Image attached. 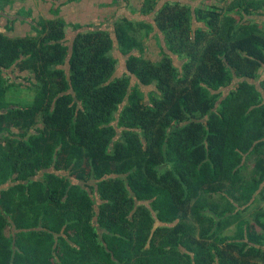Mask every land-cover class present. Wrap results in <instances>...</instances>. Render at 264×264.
I'll list each match as a JSON object with an SVG mask.
<instances>
[{
  "label": "trees",
  "instance_id": "16d2710c",
  "mask_svg": "<svg viewBox=\"0 0 264 264\" xmlns=\"http://www.w3.org/2000/svg\"><path fill=\"white\" fill-rule=\"evenodd\" d=\"M185 2L0 30V264H264V0Z\"/></svg>",
  "mask_w": 264,
  "mask_h": 264
},
{
  "label": "rangeland",
  "instance_id": "374dc122",
  "mask_svg": "<svg viewBox=\"0 0 264 264\" xmlns=\"http://www.w3.org/2000/svg\"><path fill=\"white\" fill-rule=\"evenodd\" d=\"M60 2L62 5V8H60V16L65 19L68 23L67 31H68V39L70 43L74 42L75 36L78 33L74 27L76 24H82L85 26H95L94 28H98V26H101L103 28H106L112 32V35L115 39V48L113 51V56H115L118 61V70L117 74L114 78L121 77L126 73V69L124 67L125 65V58L123 54L121 53L117 37L115 34V24L118 20L123 19V17H128L129 19L133 20H141L142 18L139 17V11L142 6V3L144 0H61ZM233 0H195L194 3H189L194 7H202V8H218L222 9L226 7L228 4H230ZM18 2V0H15V3ZM14 3V4H15ZM13 4V5H14ZM27 6L25 7V10L21 12V16L24 17H31L36 21L42 22L44 20H54L57 19V17L54 15V10L57 8V3L51 2L50 0H36V7L34 6L33 1L26 3ZM134 14V15H133ZM255 19L259 24L262 25L264 28V19L261 17H256ZM42 20V21H41ZM21 23V21H20ZM26 34V27L24 26L19 29L18 33L13 35H25ZM35 30H32L28 35H35ZM145 40V38H144ZM160 37L156 35H151L150 38L146 39L145 42V52L142 55L145 59H149L153 62H158L161 60L163 55H161V49H160ZM96 42V39H92V43ZM178 59V58H177ZM82 64L81 60L76 61V66H80ZM178 64V62H176ZM92 72V71H91ZM260 72H262V75L264 76V69H262ZM9 73H12L10 71ZM26 75V76H25ZM9 76V75H8ZM22 78V76L28 77L27 72L21 73L19 71H16V74L13 76V78ZM10 77V76H9ZM131 79H134L130 77ZM263 79V78H262ZM135 83V81L133 80ZM142 89L145 92H148L152 89L147 87H142ZM16 101H20L19 103L21 105H31L35 102L36 99V88L28 89V90H21L15 92L13 95ZM6 186H0V194L1 191ZM264 203L263 200L259 201V204H256L252 207V209L245 215V218L249 220H253V209L258 207L260 208ZM264 205V204H263Z\"/></svg>",
  "mask_w": 264,
  "mask_h": 264
},
{
  "label": "crops",
  "instance_id": "0c3cea01",
  "mask_svg": "<svg viewBox=\"0 0 264 264\" xmlns=\"http://www.w3.org/2000/svg\"><path fill=\"white\" fill-rule=\"evenodd\" d=\"M31 0H18V2L15 3V0H0V30H2L3 32H5L6 34H9L11 36H14V34L18 33L19 29L25 26L26 27V34L28 35L30 32H32L33 27L31 22L34 20L31 17H24L21 16V12L25 10V7L27 6V2H30ZM34 3V6L36 7V0H32ZM51 2H55L57 3V8H62V5L60 2H62L61 0H50ZM67 1V0H66ZM120 1V0H119ZM122 1V0H121ZM15 3V4H14ZM14 4V5H13ZM21 21V23H20ZM23 35V36H25ZM264 203H262L261 208L253 209V220L251 221L252 226L256 227L257 233L259 236V238L264 237V236H260L262 234H264V229L262 227H259V224H257L255 216L256 214L259 213V210L264 209ZM252 209V208H251ZM250 209V210H251ZM249 210V211H250ZM245 212L242 217L241 220H243V218H245V215L249 212ZM236 232V227L232 228V230L230 231L231 234H235ZM258 238V239H259Z\"/></svg>",
  "mask_w": 264,
  "mask_h": 264
}]
</instances>
